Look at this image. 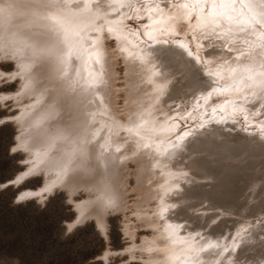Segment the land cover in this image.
<instances>
[{
  "label": "bare ground",
  "instance_id": "1",
  "mask_svg": "<svg viewBox=\"0 0 264 264\" xmlns=\"http://www.w3.org/2000/svg\"><path fill=\"white\" fill-rule=\"evenodd\" d=\"M149 1L144 0V4ZM76 2L80 4V7H83V0H76ZM76 2L72 4L74 10L76 9ZM97 3L99 4V9L96 7ZM109 3L113 6L108 7L107 5ZM208 3L211 10L206 9L208 8ZM130 4L134 5L133 14L138 17L144 18L143 16H145L148 18L146 20L148 24L141 25L143 27L139 32L131 31L126 26L128 19L127 13H124V11L128 9ZM244 5L246 8L249 7L247 4ZM144 6L145 9L143 10L138 5V0H90L88 13L80 18H88L90 20V26L83 34L85 37L95 38L97 44L88 45L85 42V50L80 53L81 59L79 63H76L74 60L71 62L69 72L72 73L75 91L67 93L68 103H65L63 96L57 98L56 111L60 114V127H65V122L71 116L77 124L83 126L87 137L91 140L87 148L88 160L86 164L76 167L74 170L70 167L67 174H65L63 169L66 164L67 153L71 151V145L65 144L63 147H60L58 142L57 146L60 148L59 151L50 149L49 137L53 132L52 123L45 120L39 125L36 124L38 114L46 112V106L52 102L49 99L48 93L41 95L43 90L35 91L37 87H33L34 89L29 87L34 91H29L27 90L28 88H24L20 94L11 95L17 101L21 97L27 98L22 102L23 108L21 107L23 113L21 116L22 124L20 125L22 126L19 136L20 143L22 142V145L28 148L32 156H35L37 161L40 162H37L38 171L43 167L45 173L48 175L51 173L50 176H47L48 184L46 188H43L44 190L29 189L26 190L25 194L41 195L48 187L57 184L66 188L70 193L76 188H82L86 192L88 199L86 198L87 200L84 199L81 202L73 199L80 209L78 220L85 216L86 213L91 214L90 216L93 214L99 226L106 229L107 220L105 219L103 210L106 206L112 204L122 205L123 194L127 188L124 187L126 183L122 181V176L119 178V171L121 170L119 168L123 164L126 165L125 168H129V163L126 162L130 159L137 166L134 173L132 172L134 178L138 176V184L133 187L138 190L136 195L138 194L139 196L135 200L136 202H134L136 204L135 211L138 213V217L144 220L146 225L148 224L155 228H152L155 231L154 235L145 240V245L152 252L151 254H153V263L213 264L215 260H219L220 264H229L231 254L235 256L237 252L236 250L234 252V249L232 251V247L228 248L226 252L223 251L219 256H214L213 253L201 252V260L189 261L184 259L186 250L183 249V246L191 243L193 239L188 238L183 241H178L174 238V234L177 232V226L173 227V221L167 212L170 211L171 206H179L180 203L176 204L175 201L170 202L168 199L169 193L175 192L182 194L181 201H185L187 198L189 199V194H187L188 190L180 180L183 179L184 181L185 179L186 182H194L195 180L211 176L212 171L208 169L209 161L217 160L216 154L219 153H217L218 150L216 149H210L207 145L209 138H203V133L202 135L200 134L204 129V124L201 127L202 123L199 122L193 128L186 127L182 131L180 119L175 115L178 114L177 110H172L168 108V105L166 106L165 102L169 99H165V95L168 92L169 82L174 74L172 75L173 72L165 75L162 73L163 70L160 68L163 67V69L168 70L171 64L164 65L161 62V59L166 54L161 58L162 51L160 52V50L164 47L167 48L170 42L169 39H171L174 42L172 54L175 53V56L178 55L181 59L180 61L177 60L179 61L178 65L180 68H184L187 77L194 79V81H196L197 73L192 67L195 66L191 61L192 59L185 52H191L194 57H198L201 62L206 63L207 67L214 68L216 73L219 72V77L222 78L221 83L225 84V87L217 83L199 82L197 85L189 84L190 93L201 94L197 98L199 99V103H204V100L208 97L207 91L213 88L217 91H212L211 97L222 93L226 97L231 98L230 101L222 104L221 110L230 118L243 116L248 123H252L250 126L252 128L257 126L260 130L258 134L262 135V137L260 136L262 141H260L264 144V86L261 83L264 81V75H262L264 70L261 69L264 68V65H262L263 67L255 66V69L252 67L257 61L264 64V47L261 48V46H264V27L255 24V22H253L251 29L247 25H243L242 22L251 19V17L247 12H243V16L239 15L242 9L245 8L243 3H239V0H236L234 4L230 0H201L199 3L194 2V0H181L180 4L174 5L172 11L156 4H145ZM255 11L258 12L259 9L256 8ZM44 14L47 15V13ZM40 22L38 25L43 30H38L40 33L35 32V37L31 36L32 38L26 41L29 44L26 43L28 46L24 44L26 46L25 48L20 49L18 47L19 50L17 49L16 55L18 52L22 53V55H17L16 60L18 64H30L32 67H39V57H33L30 50L33 47H39L44 41L58 39V33L55 31L57 28L55 21L49 20L45 23V20L44 23L42 21ZM68 22L70 26H74L79 20L70 18ZM32 25L34 26V24ZM92 25L100 29L98 35L95 33ZM36 27L38 29L39 26L36 24ZM108 28L113 29L110 36L113 35L115 37L114 48L110 45L112 43L110 41L108 43L106 40L107 36L110 37L107 33ZM22 31L24 30L22 29ZM249 35H251V39H247L243 43V39H246ZM145 36L147 39L155 42L157 48L152 46L147 47L144 43ZM74 40L75 38L70 36V41ZM163 41H168V44L162 43ZM225 43H227L226 46H224ZM178 44L186 45V50L177 48L176 45ZM5 46H3V51ZM97 53L99 54L98 58ZM118 56H121L126 69V74L124 73L126 75L124 76L126 77V81L121 86L126 92V102L122 107L120 104H117L119 100L116 99L119 95L118 91L122 90H119L120 85L116 81L118 79L117 74H119L118 69L114 67L118 62ZM237 56L240 57L238 60L235 58ZM157 60L160 61L159 64H155ZM248 66H251L253 70L261 69V73L255 74L252 71V79L248 80L243 78V86L236 88V85L233 84L235 77L239 71H243V68ZM34 69L24 78H21L19 75L20 70H15L13 74L20 76L24 84L30 81V78L34 76L35 72L37 73L34 76L36 80L42 79L43 81L44 69L42 68L40 72ZM73 69H75L74 72ZM232 69H235V71H231ZM173 71L175 72V70ZM156 72L161 73L163 79L156 76ZM232 81L234 82L232 83ZM157 85H163V87L158 89L156 87ZM45 86L49 89L52 87L51 84ZM238 92L243 94L244 98L236 101V93ZM36 98L41 100L40 105L38 104L39 106L35 105L37 103ZM45 99H48V102L46 101L44 103ZM159 113H161L160 116ZM29 115L30 117L27 119L26 116ZM179 116L181 115L179 114ZM234 121H236V118ZM185 133L188 135H185ZM255 133L257 135V132ZM34 136H36L38 142L36 141V145H30L33 140H36ZM93 136L95 137L94 139H92ZM256 137L258 139V135ZM250 140H247V142ZM244 142L241 143L243 144ZM244 144L247 145L246 142ZM259 144L261 145L260 142ZM101 145L103 147H100ZM260 145H258V148L261 151L262 147H259ZM247 147L251 148L250 146ZM117 148L119 151H114ZM203 153L205 155H202ZM256 156L260 157V155ZM261 157V159H264V156L261 155ZM52 158H54L56 163L51 160ZM49 160L55 164L58 163V166L55 164L51 165V163L46 165L45 162ZM246 162L250 164L251 160ZM74 163L75 161H73ZM35 165L33 166L34 168ZM25 173L27 174V172L21 173L20 180ZM255 179L253 178V180ZM247 180L252 181L250 178ZM260 181H263V179ZM191 182L189 186L193 185ZM254 183L257 185L256 182ZM258 183L260 182L258 181ZM199 190L203 191L202 188ZM73 194L75 193L73 192ZM125 194L127 196V193ZM145 205L148 207L144 208ZM211 207L202 206L200 209L206 210ZM126 208L129 209L128 206ZM81 212H83V215H81ZM145 223L142 224L145 225ZM129 226L132 227V225ZM169 232L175 240L174 243L167 242L166 237ZM260 232L264 234V230ZM219 251V249L214 250V252ZM212 255V260H210Z\"/></svg>",
  "mask_w": 264,
  "mask_h": 264
},
{
  "label": "rangeland",
  "instance_id": "2",
  "mask_svg": "<svg viewBox=\"0 0 264 264\" xmlns=\"http://www.w3.org/2000/svg\"><path fill=\"white\" fill-rule=\"evenodd\" d=\"M180 1L181 0H150L145 4L160 5L172 11L174 5L180 4ZM239 3H241L240 0ZM145 4L144 0H138V5L143 10L145 9ZM243 6L245 10L242 9V11L245 13L247 12L251 17L244 3ZM133 8L134 5L130 4L128 7L129 10L126 9L127 11H124V13H127L128 19L126 26L131 31L139 32L143 27L141 25L148 24L146 21L148 18L145 16H143L144 18L136 16L132 13L134 12ZM206 9L211 10L209 3ZM41 15L43 16L45 14L41 13ZM239 15H241V12ZM41 21L42 23L45 22V20ZM47 21L49 20H46L45 23H47ZM39 23L41 22L38 21L34 26H29L30 29L29 27H23L22 29L24 31L20 28L15 32V35L18 37L15 35L9 37L8 43L13 47L12 49L17 50L18 47L20 49L25 48V45L28 44L26 41L29 40V38L31 39V36L35 37L36 33H40V31L43 30L40 25H38ZM36 24L39 26L38 29ZM29 32L32 35H30ZM4 33L3 30L0 31V264H154V257L152 258L153 254H151L152 252L145 245V240L152 237L155 231L152 229L154 227L148 224L146 225L144 220H142L141 217L140 219L138 213L135 211L136 204H134V202H136L135 200L139 196L138 194L136 195L138 190L133 187L138 184V176L134 178L133 173L137 169V166L130 159L128 161L126 160V163H129V168H125V164L121 165L119 168V170L121 169V172L119 171V178L122 176V181L126 183L124 187L127 188L123 194L122 205L112 204L106 206L103 210L105 219L107 220L106 229L99 226L93 214L90 216L91 214L86 213L85 216L78 220L80 209L73 199L79 200L80 202L84 201V199H88L86 192L83 191L82 188H76V192L74 190L73 192L75 194H73L72 191L70 193L66 188L57 184L48 187L41 195L25 194L26 190L29 189L44 190L43 188H46L48 184L47 176H50L51 173L50 175L45 173L43 167L38 171L37 162H40L37 161L35 156H32L28 148L22 145V142L20 143L19 136L22 130V126L20 125L22 124L21 116L23 113L22 102L27 98L21 97L18 99L19 101H17V99L11 96L20 94L24 89L22 87L24 81H21L20 76L13 74L15 70H19V68L15 67L12 60L7 58L9 53H11V49H9V53L3 51V46L6 45L5 37L7 35ZM107 37L106 40L108 43L110 41V43H112L110 45L114 48L115 42H113V40L115 41V37L113 35L110 36L111 38L108 37L107 39ZM145 38L144 43L147 47L152 46L157 48L155 42L147 39L146 36ZM247 39H251V35L243 39L242 42L244 43ZM169 41V44H166L168 49L164 47L160 50V52L162 51L161 58L166 54L161 59V62H163L164 65L171 64L168 70L161 67L160 69L163 70L162 73L165 75L173 72L172 75L174 74L169 82L168 92L165 95V99L169 100L166 101L165 104L166 106L168 105V108L177 110L178 114L175 115L180 119L182 131H184L186 127L193 128L199 122L202 123L201 127L204 124V129L200 134L202 135L203 133V138H209L207 142L208 147L218 150L217 153L220 154H216L217 160L209 161L208 169L212 171L211 176L195 180L194 182L190 181L191 184H193L192 186H189V181L188 183L185 179L184 181L183 179L180 180L188 190L187 194H189V199L187 198L185 201H181L182 194L175 192L169 193L168 199L170 202L175 201L176 204L180 203L179 206H171L169 209L170 211L167 212L170 219L173 221V227L177 226V232L174 234V238L178 241H183L188 238L193 239L191 243L183 246V249L186 250L184 259L189 261L201 260V252H199V249L201 247H206L207 245L205 242L207 241L219 244L221 249L228 250V248L232 247V251L233 249L234 252L237 251L235 256L232 254L230 256L229 262H231V264H264V234L260 232L264 230V159H261V155L264 156V144L261 142L262 135L258 134L260 130L257 126L253 128L250 127L252 123H248L243 116L235 117L236 121H234L235 118L227 116V114L221 110L222 104L230 101L231 98L226 97L222 93L213 95L210 98H204V103H199V99L197 98H199L201 94H191L189 84L197 85L199 82H211L212 84L217 83L221 85L222 78L216 76L215 79H212L201 76L198 71L200 65L193 60V54L190 59H192L191 61L195 66L192 68L196 70L197 78L196 81H194V79L187 77L186 71L184 73L180 71L181 68L178 65V62L181 60L180 57L178 55L175 56V53L172 54L174 42L171 41V39H169ZM226 45L227 43H225L224 46ZM262 47L264 46H261V48ZM19 54L18 52L17 55ZM23 55L25 56V54ZM117 61L118 62L114 65L119 73L117 74L118 79L116 81L120 85L119 90H122L118 91L119 95L116 99L119 100L117 104H120L122 107L126 102V92L123 90V87H121L126 81V77H124L126 76V69L121 56H118ZM157 63L159 64L160 61L157 60L155 64ZM15 64H18L17 60ZM205 65L207 67L206 63ZM262 65L264 64L257 61L252 67H263ZM252 67L248 66L246 67L247 69L243 68V71L238 72L234 79L235 82L232 81V83L234 82L233 84L236 85V88L243 86V78L250 80L249 77L252 75V71H254L255 74H259L261 73V69L264 70V68L253 70ZM34 68L33 66L32 69ZM36 68L34 70H36ZM173 70H175V72ZM207 70L216 73L214 68L207 67ZM36 74L35 72L34 76H36ZM33 77L30 78L31 89L37 87L35 91L42 90L37 83L38 80L43 82L42 79L36 80V77ZM222 86L225 87V84H222ZM31 89L28 88L27 90L34 91ZM174 90L176 91L174 92ZM6 93L10 95L8 96ZM242 98H244L243 94L239 92L236 93V101ZM46 101L48 102V99H45L44 103H46ZM35 105L37 106L38 104L36 103ZM120 106L119 108H121ZM179 114L181 116H179ZM160 115L161 113H159V116ZM26 117L28 119L30 115ZM205 132H207V134H205ZM255 132H257L258 139ZM218 133L220 134L219 136ZM248 136H251V140ZM34 139H36V136H34ZM246 139L250 141L247 142ZM36 141L37 139L33 140L30 145H36L38 142ZM244 141L247 145L244 144ZM239 142H244V145L242 143L240 145ZM259 142L263 146H261ZM235 144L237 145L235 146ZM258 145L263 148H261V151ZM243 147L246 151L243 150ZM254 147H257V149ZM224 153H228L230 156L228 154L225 156ZM202 155H205V153ZM256 155H260V157ZM51 160L56 163L54 158ZM51 160L46 161V165H48V163H51V165L55 164ZM248 160H251L250 164L246 162ZM34 164H36L35 168L33 167ZM55 165L58 166V163ZM239 169H241V171H239ZM23 172H27V174L25 173L20 180L19 177H21V173ZM248 178L252 181L247 180ZM253 178L258 179L260 183H258L256 179L253 180ZM260 178H262L263 181H260L262 180ZM203 181L208 182L204 183ZM254 182H256L257 185H255ZM212 186L213 188L211 189ZM201 188L204 192L199 190ZM125 193H127V196ZM197 194L200 196H196ZM21 197H23V199H21ZM198 199H203L205 203L203 200ZM126 206H128L129 209L126 208ZM193 206L194 208H192ZM202 206H212V209H200ZM145 207L148 206L145 205L144 208ZM141 222L145 223V225ZM128 224L132 225V227ZM237 233H239V235H237ZM237 253H241L239 254L240 256ZM213 255L210 257V260H212Z\"/></svg>",
  "mask_w": 264,
  "mask_h": 264
},
{
  "label": "snow or ice",
  "instance_id": "3",
  "mask_svg": "<svg viewBox=\"0 0 264 264\" xmlns=\"http://www.w3.org/2000/svg\"><path fill=\"white\" fill-rule=\"evenodd\" d=\"M76 0H0V30H3L7 35L5 37L6 47L5 52H9L11 45L8 43V38L15 35V32L22 27H29L32 24L37 23L41 20H52L56 22L57 28L55 31L58 33V39L54 41H44L39 47H33L31 50V55L33 57H39L40 66L36 68L37 72L44 69L43 72V83L40 80L37 81L43 90L41 95L44 93L49 94V99L52 101L47 105V111L38 114L36 124L39 125L45 120H48L53 125V132L49 137V147L50 149H55L59 151L60 148L57 146L58 142L60 147L65 144L71 145V151L67 153L66 164L63 169L65 174H67L69 168L73 170L76 167L84 165L88 160L87 148L91 140L87 137L82 125L77 124L70 116L68 121L65 122V127H60L61 118L60 114L56 111L57 98L63 96L65 98V103H68L67 93L70 91H75L74 81L72 79V73L69 72V67L71 62L74 60L79 63L81 56L80 53L85 50V42L88 45L97 44V40L92 37H85L84 32L90 26V20L88 18L80 19L84 14L88 13V4L90 0H83V7L76 2V9L72 8V4ZM194 2L199 3L201 0H194ZM231 3H236V0H230ZM241 3L247 4L248 11L251 15V19L244 20L243 25H247L249 29L253 27V22L264 27V0H240ZM108 7L113 6L111 3L107 5ZM99 9V4L96 5ZM258 8L259 11H255ZM47 13V15H41V13ZM243 11L241 16H243ZM258 17V18H257ZM70 18H76L79 22L70 26L68 21ZM94 18V17H93ZM231 19V17H229ZM94 28L95 33L98 35L100 29ZM113 29L108 28L107 33H112ZM70 36L74 37V41H70ZM111 38V37H110ZM113 42H115L113 40ZM162 43L168 44V41H163ZM78 45V47H77ZM177 48L181 50H186L187 46L184 44L176 45ZM17 50L11 49V54L8 55V59L12 60L15 67L19 68V75L24 78L29 73L32 72V65L30 64H15L17 59ZM185 54L191 57V52H185ZM22 55V53H20ZM97 53V58H98ZM243 55V53H242ZM237 60L239 56L235 57ZM193 60L200 65L198 69L199 74L203 77H208L215 79L219 76V72L213 73L207 70L206 65L199 60L198 57H193ZM75 69H73V72ZM181 72L185 71L184 68L180 69ZM231 71H235L232 69ZM156 76H163L161 73L156 72ZM264 75V74H262ZM15 78V77H12ZM249 79H252L250 76ZM264 86V81L261 82ZM51 84L52 87L49 89L45 85ZM31 82L22 85L23 88H29ZM158 89L162 88L163 85H157ZM212 91H217L215 88L207 91V96L210 98ZM223 91V90H220ZM37 104L41 103L39 98H36ZM185 135H188L185 133ZM95 137L93 136L92 139ZM100 147H103L102 145ZM114 151H119V149H114ZM73 161L75 163L73 164ZM23 199V197H21ZM83 215V212H81ZM167 231V230H166ZM199 235V234H198ZM239 235V233H237ZM167 242L174 243L175 240L172 234L169 232L167 237ZM206 247H201L199 252L214 253V255L219 256L223 251L227 249H221L219 244H213L210 242H205ZM215 249H220L219 252H214ZM213 264H220L219 260H215ZM231 264V262H229Z\"/></svg>",
  "mask_w": 264,
  "mask_h": 264
}]
</instances>
